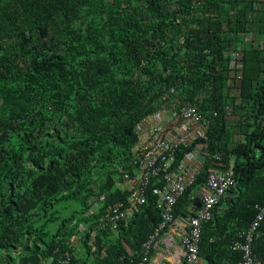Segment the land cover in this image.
Masks as SVG:
<instances>
[{
  "label": "trees",
  "instance_id": "1",
  "mask_svg": "<svg viewBox=\"0 0 264 264\" xmlns=\"http://www.w3.org/2000/svg\"><path fill=\"white\" fill-rule=\"evenodd\" d=\"M238 1L0 0V264H56L66 250L72 253L69 264H87L92 253L90 264L139 260L142 244L162 219L157 190L163 175L151 179L146 202L120 221L117 234L92 230L110 206L129 205L130 190L116 187V178L123 179L125 170L134 174L139 124L167 108L159 104L162 94L142 82L154 71L174 81L170 95L178 96L182 84L192 103L180 104L177 116L181 107L195 104L209 136V156L175 215L186 212L212 166L233 163L236 184L203 224V263L197 264L238 260L230 244L255 217L256 204L264 203V82L252 95L253 126L232 146L223 99L229 56L223 54L218 18L211 15ZM187 21L197 27L184 29ZM174 31L184 36V55L200 75L173 73L183 59ZM206 88L211 97L197 105L194 98ZM201 141L178 149L168 170ZM100 172L105 178L97 183ZM96 189L97 198L106 200L86 216ZM70 200L81 207L63 217L58 206ZM81 221L88 228L78 239L86 248L79 257L72 239L81 233ZM254 250L264 264V234Z\"/></svg>",
  "mask_w": 264,
  "mask_h": 264
},
{
  "label": "built area",
  "instance_id": "2",
  "mask_svg": "<svg viewBox=\"0 0 264 264\" xmlns=\"http://www.w3.org/2000/svg\"><path fill=\"white\" fill-rule=\"evenodd\" d=\"M243 53L237 49L231 52L228 70L229 74L237 80L243 78ZM178 116L182 120L181 132L174 140L163 137L156 131L150 144L141 148L134 161V174L123 171V178L131 183L129 205L117 203L110 206L102 215L92 232L98 233L109 230L118 233L119 223L131 218L130 207L142 206L146 202L148 185L153 177L163 175L164 184L157 190L159 195L158 207L162 219L151 234L149 239L142 244L140 258L134 263L130 260L124 264H197L200 263V242L202 227L211 219L215 206L220 199L236 184L233 163L228 167L212 166L207 174L205 185L194 195L193 201L186 207V212L175 215L179 198L187 191L200 173V168L193 167L196 160L204 161L209 156V136L206 129L196 136L192 125L205 126V118L195 104L181 107ZM197 138L202 141L196 144L191 151H187L184 158L173 170L169 171L170 161L178 149L185 150L193 145ZM216 160H221L220 155H214ZM97 209L106 200L105 195L95 199ZM200 203V205H198ZM256 214L249 225L237 232L233 238L230 249L239 253L236 262L225 261L220 264H261L254 250L255 241L263 236L262 223L264 221V203L256 204ZM88 211L85 215L89 216ZM81 219L82 216L77 217ZM77 218L71 223L76 225ZM88 223L81 221L78 229L81 230L72 242H77L86 232ZM94 249L96 239L91 238ZM74 248V243L70 245ZM72 259L70 250H66L56 264H69ZM52 261V260H51Z\"/></svg>",
  "mask_w": 264,
  "mask_h": 264
},
{
  "label": "rangeland",
  "instance_id": "3",
  "mask_svg": "<svg viewBox=\"0 0 264 264\" xmlns=\"http://www.w3.org/2000/svg\"><path fill=\"white\" fill-rule=\"evenodd\" d=\"M197 15L201 17L203 14L199 13ZM211 15L217 17L220 24L219 31L222 40L226 44L223 54L228 55L230 58L231 52L235 49L243 53L242 80H236L229 74V77L226 78L223 84V99L230 133L229 141L234 145L243 141L245 133L251 129V125L253 126L252 95L256 91V87L264 82V0H239L234 7L227 3L223 10L214 11ZM161 20L158 17L154 18L155 22H160ZM187 23H189L187 26L185 23L182 24V27L186 30L191 28L190 25L197 27L195 25L197 22L187 21ZM215 30H217V27L213 29V31ZM171 37H174L175 43L173 42V44H176V48H180V53L183 56L182 60L179 58V64H177L173 73L176 76L200 75L202 73L201 68L190 64L189 59L184 55L187 49L183 46L184 36L174 31L171 33ZM167 49L168 47H166ZM142 82L144 85H153V88L162 94L159 98V104L161 107L165 105L167 108H160L159 111L164 110L170 116H177L180 104L184 102L192 103L186 94L182 93V84L177 86L178 96L170 95L169 88L173 86L174 81L163 80L157 71L143 75ZM211 95L212 89H201L199 96L194 98L193 101L197 105H202L203 101L209 99ZM104 178L105 172H100L97 175L96 182L99 183L98 181L100 179L104 180ZM95 191L87 200L89 203L92 200L98 199V189ZM66 203L67 205L65 206ZM67 206L70 208L67 209ZM58 207L63 217H69L73 214V211L81 207V204L75 200H70L60 204ZM56 226V223L51 225L53 230ZM81 242L78 241L76 245V255L79 257L86 251L85 246ZM94 259L95 255L92 253L87 264L93 262ZM200 263H203L202 260Z\"/></svg>",
  "mask_w": 264,
  "mask_h": 264
},
{
  "label": "crops",
  "instance_id": "4",
  "mask_svg": "<svg viewBox=\"0 0 264 264\" xmlns=\"http://www.w3.org/2000/svg\"><path fill=\"white\" fill-rule=\"evenodd\" d=\"M181 124L182 120L179 116H170L166 111H159L158 113L146 117L138 126V131L140 133V140L136 149H141L145 147L146 145L150 144V142L154 139L156 131H159L160 134L165 137L168 140H174L179 133L181 132ZM193 133L196 134L197 137L200 136V134L206 129L205 126H201L198 124H193L192 126ZM245 136V135H244ZM237 143H235L232 146H235ZM204 161L202 160H196L194 162L193 167L200 168L202 167V164ZM116 187L121 189H129L131 187V183L129 181H126L124 178H116ZM97 205L94 203V205H91L89 211L95 212L97 210ZM141 206L139 205H132L130 207L131 217L134 213L138 212L140 210Z\"/></svg>",
  "mask_w": 264,
  "mask_h": 264
},
{
  "label": "water",
  "instance_id": "5",
  "mask_svg": "<svg viewBox=\"0 0 264 264\" xmlns=\"http://www.w3.org/2000/svg\"><path fill=\"white\" fill-rule=\"evenodd\" d=\"M198 205H200V203H198Z\"/></svg>",
  "mask_w": 264,
  "mask_h": 264
}]
</instances>
